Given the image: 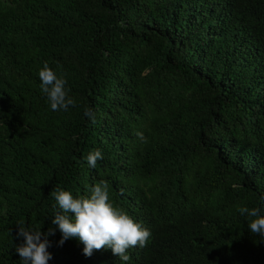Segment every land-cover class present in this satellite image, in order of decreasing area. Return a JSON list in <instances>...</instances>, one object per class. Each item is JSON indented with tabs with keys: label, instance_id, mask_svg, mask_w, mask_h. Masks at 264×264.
I'll list each match as a JSON object with an SVG mask.
<instances>
[{
	"label": "trees",
	"instance_id": "trees-1",
	"mask_svg": "<svg viewBox=\"0 0 264 264\" xmlns=\"http://www.w3.org/2000/svg\"><path fill=\"white\" fill-rule=\"evenodd\" d=\"M45 62L76 107L51 110ZM101 180L152 233L127 264H264L237 210L264 216V0H0V264L21 221L56 228L49 264H122L52 224L54 188Z\"/></svg>",
	"mask_w": 264,
	"mask_h": 264
},
{
	"label": "clouds",
	"instance_id": "clouds-1",
	"mask_svg": "<svg viewBox=\"0 0 264 264\" xmlns=\"http://www.w3.org/2000/svg\"><path fill=\"white\" fill-rule=\"evenodd\" d=\"M41 91L46 95L50 108L53 111H67L69 107H76V101L69 94L65 85L67 81L58 77L47 62L40 69ZM84 115L93 124L96 123V114L92 109H85ZM136 136L144 143L147 138L142 132ZM89 166L95 168L98 160L103 159L102 151L95 149L86 157ZM50 195L57 202L52 224L58 226L61 233L59 244L62 246L69 239L76 238L84 245L83 254L91 257L94 250L111 249L122 264L130 260L128 250L139 246L144 248L152 235L151 230L137 223L126 210L114 206L110 202L109 185L101 180L91 189L90 194L74 197L71 192L62 188H54ZM241 215L247 214L250 218L248 228L251 233L264 238V216L259 208L249 210L247 207L237 206ZM14 236L19 240L15 247L22 264H49L53 258L48 251L49 236L55 235L56 228L50 227L47 233L26 227L21 221Z\"/></svg>",
	"mask_w": 264,
	"mask_h": 264
}]
</instances>
